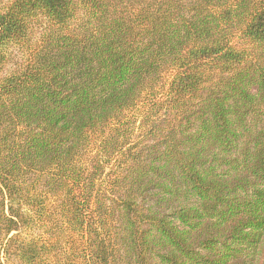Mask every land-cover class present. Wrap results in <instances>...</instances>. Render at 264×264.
<instances>
[{"label":"trees","instance_id":"16d2710c","mask_svg":"<svg viewBox=\"0 0 264 264\" xmlns=\"http://www.w3.org/2000/svg\"><path fill=\"white\" fill-rule=\"evenodd\" d=\"M0 264H264V0H0Z\"/></svg>","mask_w":264,"mask_h":264},{"label":"rangeland","instance_id":"374dc122","mask_svg":"<svg viewBox=\"0 0 264 264\" xmlns=\"http://www.w3.org/2000/svg\"><path fill=\"white\" fill-rule=\"evenodd\" d=\"M21 56H22V53H19L18 51L12 50V54H11L10 58H11V61H13V62L10 64V66L13 63H16V61L19 62Z\"/></svg>","mask_w":264,"mask_h":264}]
</instances>
